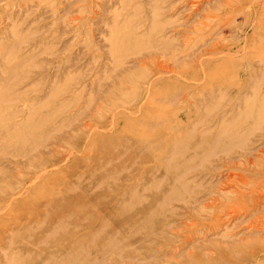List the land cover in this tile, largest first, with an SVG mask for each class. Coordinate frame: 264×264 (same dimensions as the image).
<instances>
[{"label": "rangeland", "instance_id": "obj_1", "mask_svg": "<svg viewBox=\"0 0 264 264\" xmlns=\"http://www.w3.org/2000/svg\"><path fill=\"white\" fill-rule=\"evenodd\" d=\"M62 244L264 264V0H0V264Z\"/></svg>", "mask_w": 264, "mask_h": 264}, {"label": "bare ground", "instance_id": "obj_2", "mask_svg": "<svg viewBox=\"0 0 264 264\" xmlns=\"http://www.w3.org/2000/svg\"><path fill=\"white\" fill-rule=\"evenodd\" d=\"M27 58L25 57V60H26ZM23 63V62H22ZM25 63V62H24ZM55 71V70H54ZM57 83V82H56ZM56 83H55V81L51 84V86H50V89H49V92L47 93V95H46V97H44L45 98V100H46V102L47 101H51V102H53V100L55 101V99H56V101H60L59 102V104L60 105H64V103H66L67 102V99L68 98H66V97H64V94L65 93H67V92H65L63 89H61V88H59L57 85H56ZM37 100H41L42 98L41 97H39V98H36ZM55 101V102H56ZM19 112V111H18ZM15 113L16 112H14V113H12V114H10L8 117H7V121H9L10 123H12L11 122V120H13L14 118H15V116H17V115H15ZM54 114L56 115L57 114V112L56 113H51V115L49 116V118H52L53 116H54ZM14 125V126H13ZM11 127L13 128V130L14 129H16V130H19V128H17L18 126L16 125V123L14 122V124H13ZM11 129V128H10ZM64 141V140H63ZM41 145H38V146H35V147H33L32 148V151H37V149L40 147ZM43 146V145H42ZM46 158V157H45ZM70 241V240H69ZM65 244H67V243H65ZM63 246H61V247H58V249H56V251H57V253H59V254H61L62 255V260H64V264H69L70 262H72V258L69 256V255H67V253H63V252H65L64 250H66V247L68 248V246H64V244H62ZM63 253V254H62ZM67 255V256H66ZM118 259V258H117ZM30 264H32V263H30Z\"/></svg>", "mask_w": 264, "mask_h": 264}]
</instances>
